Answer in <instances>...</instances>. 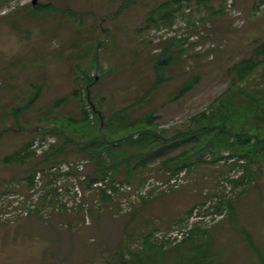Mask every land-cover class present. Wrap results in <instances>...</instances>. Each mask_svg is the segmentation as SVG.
Listing matches in <instances>:
<instances>
[{"label":"rangeland","instance_id":"obj_1","mask_svg":"<svg viewBox=\"0 0 264 264\" xmlns=\"http://www.w3.org/2000/svg\"><path fill=\"white\" fill-rule=\"evenodd\" d=\"M31 1L0 0V205L10 199L5 193L28 191L31 172L42 177L47 194L53 192L52 167L87 161L83 175L95 174L73 143L44 161L65 141L64 135L70 137L75 127L70 119H80L87 83L93 81L88 87L92 103L99 106L104 99L105 120L127 105L130 120L152 112L169 139L186 129L194 115L213 111L214 100L231 85L232 66L264 43V0H39L64 14H33ZM125 3L129 6L122 8ZM197 39L200 43L191 45ZM164 59H171L169 66L159 65ZM190 78H198L197 84L176 99ZM246 87L264 91V66ZM145 94L148 99L136 104ZM220 154L213 162L214 155L204 152L189 168L187 184L137 203L130 212L119 206L118 211L97 191L86 194L87 181L79 180L82 206L72 211H56L55 195L27 215L0 210V264H138L130 261L131 252L142 264H180L178 258L188 248L202 249L212 264H264V160L250 165L234 155L235 163H229L230 153ZM159 163L132 184L148 178L164 181L171 172ZM235 167L244 175L234 183L236 196L222 200L216 211L227 210L225 218L195 224L185 243L164 249L155 235L187 224L206 191L221 195L217 183ZM60 185L71 192L72 184Z\"/></svg>","mask_w":264,"mask_h":264},{"label":"trees","instance_id":"obj_2","mask_svg":"<svg viewBox=\"0 0 264 264\" xmlns=\"http://www.w3.org/2000/svg\"><path fill=\"white\" fill-rule=\"evenodd\" d=\"M135 1L138 0L129 2L133 3ZM180 1L181 0H174L176 4H179ZM123 6L124 7L122 8H125L126 6H129V3H125ZM167 6H170V4ZM49 11L64 14V11L57 8L52 3L42 4L39 2L32 10V12H34L33 14ZM168 13L170 14H167V16L171 17L172 12L169 11ZM70 14L75 16V13ZM169 43H174V41ZM199 43L200 40L197 39V41L191 45L196 46ZM170 60L171 59H164L159 62V65L169 66ZM263 66L264 43H261L254 49L252 57L243 59L232 66L230 69V72L233 74L231 85L227 91L214 100L212 105L213 111H203L194 115L190 119L186 129L177 131L176 134L169 139L164 138L162 132H160L155 125L157 117L152 112L144 114L136 118V120H130V118L125 115L126 113H129V110L131 109V107L127 105L124 109L110 114L105 120L101 108L104 99L100 101L101 104L99 106L92 103L90 100V91L88 87L93 84V81H91V83H87L86 88L84 89V93L88 94L86 99H81L80 96V101L82 100L83 104L81 107L80 119L77 121L72 118L70 119V121L73 120L70 122V125L72 124V127L75 126L69 131L70 137L64 135L65 141H63L59 147L54 148L52 152L47 154L44 161L48 162L58 153L62 152L67 143H73L76 144L79 147V150L88 157L90 163L94 167V175L84 174L86 178L85 180L87 181L85 184L86 188H90L94 183L110 178V181L112 182H118L121 185H131L136 191H141L150 178L140 182L139 186H134L132 182L139 178L142 171L148 169L152 163H155L158 160H160L159 167L162 170L170 171L174 176L184 169L189 171V168H191L206 151L211 155H214L213 162H216L218 158H222L220 153H230L231 158L229 159H234L232 157L236 155L248 159L250 165L257 162L261 163L264 160V128L262 126V124H264V91L258 89L252 91L247 89L246 85ZM197 82L198 78H190L186 80L183 88L176 96V99L183 97L191 91ZM77 94L79 95V92H76V95ZM255 94H258L259 97H254ZM147 96L148 95L145 94L140 101L136 102V104L147 100ZM238 96L240 97L238 98ZM33 103L34 101L30 100L29 104L32 105ZM89 107H93V109L91 110ZM235 125H237V129H235ZM254 131H256V133H250ZM1 138L2 136L0 134V140ZM76 139L79 141H75ZM174 152H177V154L171 156ZM24 155H26V153H24ZM27 155H30V153ZM230 156L227 155V157ZM20 158V156H15V160H19ZM9 160L11 161L10 157ZM76 162L77 161L70 163ZM247 170L248 172L246 176L251 178L250 166H247ZM75 171L76 170H74V172ZM69 174L73 173L71 172ZM227 175L218 181L217 191L220 189L221 180H231L229 174ZM35 177V172L29 174L28 184L30 188L23 194L27 195L29 193L34 185ZM171 191L172 190L169 192ZM18 192L20 193V191L16 190L5 194ZM97 192L102 194L103 198L107 200L110 199L115 203L118 211V206L120 207L118 200L120 201L121 198H129L127 192H121L116 188H114V192L117 193L115 197L108 195L106 190L100 189ZM205 193V196H212L208 191ZM52 195H55L56 197L58 195L55 187H53L52 194H47L44 190L40 206L38 208L36 207V211H38L43 202ZM219 196L221 197V195ZM153 198L154 195H151L150 192L149 196L142 197L138 204ZM204 201H207V197ZM220 204L219 201L217 203V208L220 207ZM131 206L135 209L138 205L136 206V204H132ZM48 210L52 209L49 208L46 211ZM193 210L194 209H192L190 213H192ZM149 239L150 235H147L146 246L149 245ZM185 241L183 243H185ZM248 242L251 247H253V250L258 253L252 240L248 239ZM183 243H181V245ZM154 248L159 252L162 251L161 246L157 248L154 246ZM203 252L202 249L200 251L192 248L190 252L180 254L178 262L180 264H208L204 259L205 255ZM131 257V262L142 264V259L134 252H131Z\"/></svg>","mask_w":264,"mask_h":264},{"label":"built area","instance_id":"obj_3","mask_svg":"<svg viewBox=\"0 0 264 264\" xmlns=\"http://www.w3.org/2000/svg\"><path fill=\"white\" fill-rule=\"evenodd\" d=\"M39 144V141H37L36 148H39ZM229 163H235V159H229ZM84 165V162H76L63 164L58 167H52L49 170V172L51 173L50 176L53 179V187L57 189L58 193L56 198V201H58V204L56 205L55 209L56 211L61 210V208L67 211H72L82 204L84 193L78 182L86 181L85 175H83ZM74 170H76L75 174L73 173ZM71 172L73 174H69ZM55 173L59 175H56ZM243 174L244 171H241L238 167L233 168L229 173V178L231 180L226 181L224 179L220 181L221 197H211L205 203L199 205L193 211L191 217H189V220L187 219V224L182 223L181 225H176L172 227L169 232L157 233L155 237L162 243V247L164 249H170L173 248L172 245H174L175 247L178 244L182 243L184 240L187 239L192 227L195 224L200 225V223H204L205 225H211L223 220L227 214V210L225 212L223 210L221 213H217L216 211H219V209L217 208V203L219 201L221 203L222 200L225 201L226 199H231L232 197L236 196L237 190L235 188L234 182L240 179ZM187 178V169H184L175 176L172 173H168L167 179L165 181L150 178L146 185L141 189V191L134 190L131 185H121L120 183L112 182L110 181V178H107L103 181L91 185L90 188H88L86 194H91L95 191H99L100 189H102L106 190L107 194L111 197H115L117 193L114 192V188L118 189L121 192H127L129 194V198H121L119 201L120 207L125 213L131 211V205L137 204L142 199V197H148L150 192L151 195L154 196L161 193H168L172 189L179 188L187 184ZM63 181H66L67 184H72L71 192L67 190L66 187L64 190L62 185L57 186V184ZM69 181L71 183H69ZM69 192L71 193V195H67ZM43 195V179L40 175H37L34 180V185L32 186L27 195L19 192L7 194L5 198L10 199H8L9 201L7 200L5 204L3 203L2 205H0V210H2V212H7L9 209L13 208V210L16 209V211H19L20 213L22 212L21 214H30L31 212L36 211V207L38 208L40 206ZM2 216L3 214L0 213V220H2ZM158 237L164 240H160Z\"/></svg>","mask_w":264,"mask_h":264},{"label":"crops","instance_id":"obj_4","mask_svg":"<svg viewBox=\"0 0 264 264\" xmlns=\"http://www.w3.org/2000/svg\"><path fill=\"white\" fill-rule=\"evenodd\" d=\"M214 229H215V228H214ZM190 251H191V249L188 248V250H186V252H184V253H187V252H190ZM207 263H208V264H212V263H213V259L208 260ZM215 264H218V262L216 261Z\"/></svg>","mask_w":264,"mask_h":264},{"label":"water","instance_id":"obj_5","mask_svg":"<svg viewBox=\"0 0 264 264\" xmlns=\"http://www.w3.org/2000/svg\"><path fill=\"white\" fill-rule=\"evenodd\" d=\"M31 3L33 6H37L39 3V0H32Z\"/></svg>","mask_w":264,"mask_h":264}]
</instances>
